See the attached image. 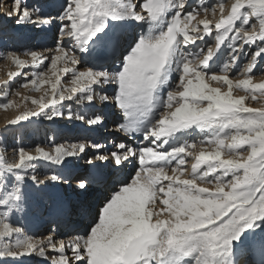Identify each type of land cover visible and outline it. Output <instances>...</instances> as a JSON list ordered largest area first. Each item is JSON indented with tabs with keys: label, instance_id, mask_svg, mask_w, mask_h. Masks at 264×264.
<instances>
[{
	"label": "snow or ice",
	"instance_id": "snow-or-ice-1",
	"mask_svg": "<svg viewBox=\"0 0 264 264\" xmlns=\"http://www.w3.org/2000/svg\"><path fill=\"white\" fill-rule=\"evenodd\" d=\"M226 3L64 0L56 15H42L28 0H12L6 15L17 24L55 23L58 32L54 47L0 54L20 70L46 69L33 71L31 79L12 72L10 80L23 75L22 87L51 89L50 98L32 99L37 109L9 121L0 136L49 108L48 120L105 126L107 113L86 118L71 107L67 113L55 108L73 101L114 106L123 121L113 132L135 143L116 137L57 143L53 136L29 147L0 140V264H264V235L256 236L264 233V0ZM217 14L213 24L208 17ZM120 20L148 25L120 70L81 66L80 54L104 49L100 34L109 21ZM206 37V46L189 50ZM226 40L223 65L209 67ZM170 70L178 80L161 101L156 93ZM64 76L70 79L62 85ZM108 85H115L112 94ZM237 90L244 94L234 95ZM189 129L199 135L177 145L175 134ZM49 165L60 171L38 173ZM108 179L112 186L91 223L83 231L62 230L74 210L62 200L46 201L48 185L87 192ZM25 215L47 220L46 233H30L16 222Z\"/></svg>",
	"mask_w": 264,
	"mask_h": 264
},
{
	"label": "bare ground",
	"instance_id": "bare-ground-1",
	"mask_svg": "<svg viewBox=\"0 0 264 264\" xmlns=\"http://www.w3.org/2000/svg\"><path fill=\"white\" fill-rule=\"evenodd\" d=\"M7 5L5 6L3 1L1 3L2 6V14L0 15V31L2 35H8V34H13L11 41L9 45L7 46L8 50L10 51H17V52H22L27 49H33V50H41L45 47H54L55 46V41H51L50 38H54V27H58L57 24L53 23L47 26H36L34 24H17L16 21L13 22L15 17L9 18L6 13H10L11 10L8 9V5L12 4V1L10 0H5ZM33 0H28V3L32 5ZM215 0H201L202 3H213ZM10 2V3H9ZM234 2V0H227L226 3V8L230 5V3ZM64 3V0H38L36 7H39L41 10H44L42 12V15H56L57 11L59 9V5ZM5 10V14H4ZM202 17H199V19ZM209 19L216 20L219 18V14H217L216 18H212L211 16L208 17ZM213 22V23H215ZM138 24V23H137ZM134 23L131 24L129 31L122 32L121 34H117L115 39L114 38H109V35L106 33H101L100 38L103 39L105 43V48L102 50H99L95 53L92 54H80L81 55V66H86L89 68H93L94 70L98 71H108V72H113V71H118L120 70L122 66V61L124 59V56L128 53L130 50V46L139 38V36L143 33L146 34L148 31V25L140 23L138 24L140 29L138 30L137 34V39H133L132 37L134 36V28L133 26ZM29 29H37L36 32H33V35H37L39 32V35L37 36L36 42L33 43H27L28 40L24 41L22 40V32L23 33H30L31 30ZM26 30H29L28 32H25ZM154 32L160 31L158 28L153 30ZM124 34L128 35V41L133 39V43L128 47V49L123 53V57H120L117 61L116 59L113 61L114 55H117L121 51V45L120 42L124 40ZM29 37L28 39H30ZM2 40V39H1ZM1 42V41H0ZM26 42V43H25ZM25 43V44H24ZM3 44V43H2ZM2 44L0 43V54H2L3 49H2ZM24 46V47H23ZM224 54L221 56L219 53L217 58L223 57ZM27 57L21 56V59H25ZM0 66L2 63L5 65L9 66V62H11L8 59H0ZM7 63V64H6ZM3 64V66H5ZM113 86L115 85H108L105 87V90L110 92L113 89ZM99 90V89H97ZM13 96V95H12ZM11 101V100H10ZM16 101V100H15ZM14 104V103H13ZM37 106V105H36ZM10 107V106H9ZM28 106H26L27 108ZM10 109V108H9ZM37 109V108H36ZM34 109V110H36ZM86 109L89 110H94L97 109L96 112H101V113H107V119L105 121V126H92L89 127L88 125L84 124L83 122L73 120L71 121H64V122H54V120H48L46 118V114H48V109H45L44 113H42L40 116L34 117L33 119L35 120L36 127L34 129H37L38 131L39 127H42L43 133H45V129L47 126H51L52 128V134L50 137H55L57 143H68V142H76L80 140H91L93 142H103L104 140H107L109 136L116 137L117 140H122L125 143H135V137L130 139L128 136H124L123 134L120 135L118 133H114V120L118 117H123L117 109H115L114 106L112 105H83L81 106V111H85ZM13 111V110H12ZM11 111V112H12ZM16 111V110H15ZM83 111V112H84ZM6 112L8 113L7 109L0 107V129L3 132L4 129V124L3 121L8 117L6 116ZM9 114V113H8ZM14 114V113H13ZM10 115V114H9ZM109 118V119H108ZM115 118V119H114ZM123 119V118H121ZM110 120V122H109ZM109 122V123H108ZM115 122H121L120 120H117ZM16 126V125H15ZM13 127V126H11ZM9 128L10 133H14V130L17 128ZM21 127V126H20ZM67 127V128H66ZM60 128V131L59 129ZM32 128L28 129L29 133H32L34 130ZM68 130L66 137L64 140L61 142L59 141V138L62 136L64 131ZM193 132V133H192ZM191 133H186V131L178 132L175 134V142L176 144L179 143H184L188 138L189 140L193 139V137L197 136V133L192 131ZM10 135V134H9ZM37 135L39 133L37 132ZM81 136V138H78L76 136ZM7 132L4 133L3 136H1V140L5 141L9 138ZM27 137H31L29 134ZM43 138H46V134L42 136ZM50 137H47V140H44L43 142L39 141L41 137H38L35 141V143L40 144L41 146L44 144L46 145L48 139ZM111 138V137H110ZM22 146L23 144H26L27 146H32L34 145V142L31 140H24L22 142L21 137H20V132H19V139H11V144L17 143ZM23 143V144H22ZM43 143V144H42ZM43 145V146H44ZM9 153H11V149H9ZM83 161L77 162L78 165H82ZM44 169V168H43ZM39 173H40V169ZM46 172H51V171H60L59 169H55L53 166L49 165L45 168ZM77 170H82V169H77ZM101 172H104L106 175L112 176L115 173L111 171L110 168H101ZM127 171V170H125ZM42 174V173H41ZM67 186V194L65 193L64 190H62V185H56V184H49L48 187L45 189L44 193L49 194V200H47L49 203L57 201V200H62L66 202L73 210V214L67 218V220L61 225V229L65 230L66 228H71L76 231H83L90 223L91 219L94 217L97 205L99 204L100 200L103 198V195L107 193V191L111 188L112 182L111 179H108L107 182L103 185H93L87 192L83 191H78L74 187H69ZM92 189L97 190V195L93 197H89L90 195L94 194ZM66 194V195H65ZM65 197V200L62 199V197ZM68 197V198H67ZM90 198L89 202L87 203L85 198ZM98 197V198H97ZM97 198V200H96ZM33 216V215H29ZM39 221L31 220L30 229L32 233H37V232H42V229L46 227V224L48 223L47 220L39 219ZM21 223V220H19ZM26 226V225H25ZM63 226V227H62Z\"/></svg>",
	"mask_w": 264,
	"mask_h": 264
},
{
	"label": "rangeland",
	"instance_id": "rangeland-1",
	"mask_svg": "<svg viewBox=\"0 0 264 264\" xmlns=\"http://www.w3.org/2000/svg\"><path fill=\"white\" fill-rule=\"evenodd\" d=\"M2 1H3L5 6L8 3L5 0H0V15L3 13L2 12V6H1ZM10 1H12V0H10ZM46 1H48V0H46ZM37 2H38V0H33L32 3H31L32 6L36 7ZM216 2H217V0H215L213 3H216ZM8 9L12 10V4L8 5ZM42 12H44V10H41V14H42ZM4 14H5V10H4ZM169 15H171V13H169ZM198 19H199V17H198ZM210 20H212V19H210ZM14 21H16V18L13 20V22ZM212 22H215V20H212ZM132 23H134V25H132V26H133V28L135 30L134 31V36L135 37H132V38L133 39H135V38L137 39V34H138V30L140 29V27L137 24V22L134 21V20L109 21V27L105 30L104 33L108 34L109 38H114L115 39L117 34H119V33L121 34L124 31L128 32ZM193 23H195V21H193ZM0 27H1V25H0ZM29 30H31L30 33H23L22 32V35H21L22 36V40L23 39H24V41L28 40L27 43L31 44V43L34 42V44H35L37 36L39 35V32H38L37 35H33L32 33L36 32L37 29H34V30L33 29H29ZM29 30H26L25 32H28ZM57 32H58V27H56V28L54 27V34H52V35H54V38L53 37L50 38L51 41L52 40L55 41V37H56ZM12 35L13 34L2 35L1 31H0V41H1L0 43L1 44L3 43L2 44V49L3 50H8L7 46L9 45V43L11 41ZM29 37H31V38L28 39ZM127 38H128V35L124 34V40L122 42H120L121 51L119 53H117V55H114V57L112 59L113 61L115 59L117 61L120 57H123V53H125V51L128 49V47L133 43V39L128 41ZM209 42H211V38L210 37H206L205 40H203V41L197 40L195 44L189 45V50L192 53H196V51H197V49L199 47L206 46V43H209ZM228 43H229V41H227V40L224 42V44L221 46L220 51H218L217 54L213 57V59L209 62V67H212V68H215L216 70H218L219 67H221L223 65V63L225 61V58L227 56V53L229 51V49L227 47ZM219 53L221 54V56L224 54V56L221 57V58H217ZM25 59L30 61V57H27ZM175 60H176V58L173 57V66L175 65ZM3 64L4 63H2V65L0 66V105L4 104L5 102H11L10 103V107L7 108V111H8V113L10 115L6 112V116L8 115V117L5 119V121H3L4 127H5V125H7L9 123V121L14 120L17 116L23 114V112L29 111V110H34V109L37 108L36 105H33L31 103L32 99H39L42 96H44L45 99L50 98L51 89H50V85H48V84L42 85L40 87L39 91L33 90L32 87H31V84H29L28 88L22 87V85L24 84V81H25V78H24L23 75H18L14 80H10V73L18 72V71H23L25 73H28L29 74V79H31V73L33 71H37V70L38 71H46V69H44L43 67H41L40 69H34V68L29 67V68H25L23 70H20L12 63V61L9 62V66L5 65V64H4L5 66H3ZM47 75H48V77L50 79H52V80L55 79L54 77L51 76L50 72H48ZM238 78H242V77H238ZM69 79H70V76L62 77V85L63 84H67ZM177 80H178V74L175 71H171L170 70L168 72V78L166 80H164V82L159 86V88L157 90V93H156L157 97L161 101H162L163 97L166 95L167 91L175 84V82ZM254 82H259V76L254 78ZM6 84L8 85L7 88L4 87ZM212 86L217 87L219 85L213 84ZM114 88H115V86H113V89H112V91L109 92V94L113 93ZM224 90H226V88ZM243 94H244V92L240 91V90H237L236 92H234V95H243ZM246 103L248 104V106H251V107H255V108L261 107V104H258V103H255V102H246ZM26 106H28V107L26 108ZM69 107H71L73 111H81V105H76L73 101H65L62 105L55 106V108L59 109L60 111H64L65 113H67ZM47 111H48V113H50L51 111H53V108H49ZM83 111H81V112H83ZM96 111H97V109H94V110L86 109L84 111V113L86 114V118H87V115H91L92 113H95ZM154 111H159V108H155ZM33 118H31L29 121H24V122H21L20 124H18L16 126L11 127L12 129L15 128V127H17V128L14 130L13 134L10 133V129L7 131V134H8L7 138H9V139H7L6 142L11 145V139H15V138L19 139V132H20V137H21L22 142L24 140H28V141L31 140V141L34 142V145L29 146V147H34L37 144V143H35V141L39 140V139H37L38 137H41L40 140H39L40 142L41 141L43 142L44 140H47V137H50L51 134H52V128L53 127L47 126L46 129H45V133H43L42 127H39L38 131H36L37 129H34L36 127V123H35V120ZM121 118H123V117L120 116V117H118L116 119L120 120V121H123V119H121ZM116 119L113 121L114 123H116L115 122ZM53 120H54V122H60V123L67 120V121H70V123H71V121H73L74 119L73 120H68V119H62V118H54ZM80 122H83V121H80ZM109 122H110V120H109ZM30 128L34 129L32 131V133L28 132V129H30ZM58 129L60 131V128H58ZM67 131L68 130L64 131L62 136L59 138L58 142H61L62 140H64V138L66 137L65 135H67V133H68ZM192 131H194V130L189 129V130H186V133H189V132L191 133ZM0 132H2L1 129H0ZM37 132L39 133V135H37ZM194 132L197 133V136L199 135L198 131H194ZM29 134L31 135V137H27ZM45 134H46L47 137L43 138L42 136H44ZM81 136L82 135L76 136V137L81 138ZM110 137H112V136H109V138ZM0 140H1V136H0ZM187 140H189V138ZM36 142H38V141H36ZM189 142H191V140H189ZM179 144H182V143H179ZM179 144H177V145H179ZM22 146H27V145L23 144ZM188 159H189V162L192 161L191 157H189ZM185 167H189V165H185ZM44 172H46L45 168L44 169L41 168L40 169V173H39V170H38L39 174H41V173L43 174ZM169 174H171V173H169ZM62 190H64L65 193L67 194V186L66 185H62ZM92 191H93L94 194L90 195L89 197H93V196L97 195V190L96 189H94V190L92 189ZM89 197L85 198L87 203L89 202V199H90ZM43 198L46 201L49 200V194L47 195V194L44 193ZM97 198H96V200H97ZM62 199L65 200V197L63 196ZM72 215H74V214H72ZM19 220H21V223L19 222ZM31 220L39 221L38 218L35 217L34 215L33 216L25 215L22 218H18L16 220V222L21 224V225H23V226L26 225L25 227L29 230L30 233H32V231L30 229V225L27 226V224H31ZM47 228H48V223L46 224V227H44V229H42V232L46 233ZM260 235H264V233H262L261 231L258 230L257 233H256V236L259 237Z\"/></svg>",
	"mask_w": 264,
	"mask_h": 264
}]
</instances>
